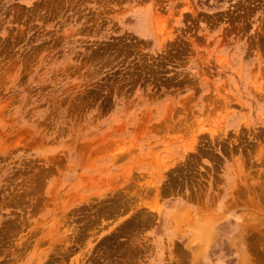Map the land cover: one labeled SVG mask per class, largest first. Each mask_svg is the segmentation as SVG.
Returning a JSON list of instances; mask_svg holds the SVG:
<instances>
[{
	"label": "rangeland",
	"instance_id": "obj_1",
	"mask_svg": "<svg viewBox=\"0 0 264 264\" xmlns=\"http://www.w3.org/2000/svg\"><path fill=\"white\" fill-rule=\"evenodd\" d=\"M0 264H264V0H0Z\"/></svg>",
	"mask_w": 264,
	"mask_h": 264
},
{
	"label": "bare ground",
	"instance_id": "obj_2",
	"mask_svg": "<svg viewBox=\"0 0 264 264\" xmlns=\"http://www.w3.org/2000/svg\"><path fill=\"white\" fill-rule=\"evenodd\" d=\"M165 165V164H164ZM163 168V167H162Z\"/></svg>",
	"mask_w": 264,
	"mask_h": 264
}]
</instances>
